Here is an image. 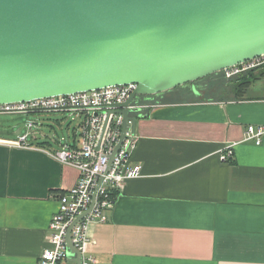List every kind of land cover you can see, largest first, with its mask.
<instances>
[{
	"label": "crops",
	"instance_id": "1",
	"mask_svg": "<svg viewBox=\"0 0 264 264\" xmlns=\"http://www.w3.org/2000/svg\"><path fill=\"white\" fill-rule=\"evenodd\" d=\"M262 73L244 97L225 88L208 97L197 82L137 100L131 166L142 176L114 191L106 223L89 225L97 264H264V137L259 146L244 141L249 126H264ZM41 113H76L80 133L44 135ZM41 113L26 114L40 127L17 132L29 148L0 137V264H38L59 197L79 180L51 154L81 148L85 112Z\"/></svg>",
	"mask_w": 264,
	"mask_h": 264
},
{
	"label": "water",
	"instance_id": "2",
	"mask_svg": "<svg viewBox=\"0 0 264 264\" xmlns=\"http://www.w3.org/2000/svg\"><path fill=\"white\" fill-rule=\"evenodd\" d=\"M261 56L264 0H0V105L136 85L126 102L96 108L106 114L98 151L111 117L123 118L108 169L136 130L140 97ZM96 193L66 235L75 264L82 253L71 232Z\"/></svg>",
	"mask_w": 264,
	"mask_h": 264
},
{
	"label": "built area",
	"instance_id": "3",
	"mask_svg": "<svg viewBox=\"0 0 264 264\" xmlns=\"http://www.w3.org/2000/svg\"><path fill=\"white\" fill-rule=\"evenodd\" d=\"M262 67H264V56L223 72L225 78L232 79ZM135 90L136 85L130 84L68 96L0 105V114H27L37 110H64L86 114L81 126V148L79 150L68 148L51 154L58 162L76 168L80 176L77 184L59 197V208L49 227L50 247L43 252L38 264H66L68 262L71 255L66 243V235L74 221L90 209L96 190L93 209L73 227L71 240L75 248L82 253V264H97V259L87 253V246L90 242L89 225L108 221L105 212L114 207V191L122 188L126 181L141 177L142 169L140 166H131V154L136 147L137 137L130 131L127 132L118 154L108 169L109 156L113 154L120 140L123 118L121 116L111 117L98 151L97 146L106 114L95 116V113L100 110L96 108L101 105L122 104L131 98ZM40 125V120L31 121L28 129L32 130ZM263 137L264 126H249L244 141H252L259 146L262 144ZM6 144L10 147L29 148L27 135H20L17 140ZM231 157V148H228L222 160L227 161Z\"/></svg>",
	"mask_w": 264,
	"mask_h": 264
},
{
	"label": "rangeland",
	"instance_id": "4",
	"mask_svg": "<svg viewBox=\"0 0 264 264\" xmlns=\"http://www.w3.org/2000/svg\"><path fill=\"white\" fill-rule=\"evenodd\" d=\"M262 69V70H260ZM260 72L254 74L256 76H262V72H264V67L260 68ZM224 72L215 74L213 76H210L206 79L201 80L205 85L206 94L212 97L216 96H223L221 94H218L225 88L219 87L222 83H228L229 80L225 78ZM235 78V77H234ZM223 88V89H222ZM250 88V87H249ZM248 93V91H247ZM246 93V94H247ZM40 117L42 119V132L45 135L51 136L52 139H68V137L72 136L73 131L75 128L77 129V133H80V128L78 127L81 121L83 120V117L79 118L76 113H41ZM37 119L35 115H26V114H0V120L2 121L0 126V137H6L9 138L10 136L17 139L18 136L17 132L18 130H22V132L25 134L26 132L30 131L28 129V124L30 121H34ZM38 121V120H37ZM11 128L14 130V134L8 135L7 129ZM35 130V128L32 129V131ZM82 132V131H81ZM55 142V141H53Z\"/></svg>",
	"mask_w": 264,
	"mask_h": 264
},
{
	"label": "trees",
	"instance_id": "5",
	"mask_svg": "<svg viewBox=\"0 0 264 264\" xmlns=\"http://www.w3.org/2000/svg\"><path fill=\"white\" fill-rule=\"evenodd\" d=\"M255 71H250L243 75L237 76L233 78L232 80H229L228 83L224 82L220 84L219 87L225 86V91H228L229 93L235 95L236 98L244 97V95H246L248 91V88L260 79V76L254 75ZM1 123L2 122H0V126H1Z\"/></svg>",
	"mask_w": 264,
	"mask_h": 264
}]
</instances>
